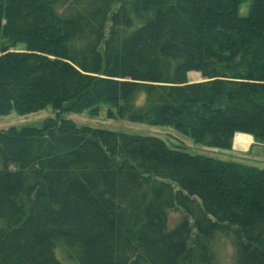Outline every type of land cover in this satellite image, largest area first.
<instances>
[{"label": "trees", "instance_id": "16d2710c", "mask_svg": "<svg viewBox=\"0 0 264 264\" xmlns=\"http://www.w3.org/2000/svg\"><path fill=\"white\" fill-rule=\"evenodd\" d=\"M101 104L264 154V0H0V117ZM225 244L264 264V169L60 115L0 131V264H222Z\"/></svg>", "mask_w": 264, "mask_h": 264}, {"label": "rangeland", "instance_id": "374dc122", "mask_svg": "<svg viewBox=\"0 0 264 264\" xmlns=\"http://www.w3.org/2000/svg\"><path fill=\"white\" fill-rule=\"evenodd\" d=\"M250 7L251 5L248 2L239 5L237 11L238 17L241 19L247 18L249 16ZM202 81L204 80L196 72L186 74L187 83ZM59 115L61 118L71 120L78 127L151 137L158 140L169 150H179L190 155L205 156L224 162H236L264 169L262 144L256 142L251 136V142L246 148L234 146L236 135L232 139V146L229 151L207 148L195 144L190 138L167 126L150 127L118 120L112 116L114 115V110L108 104L98 105L81 114L58 113L50 107L38 113L28 115H19L15 112H11L5 117H0V131H5L11 127L17 129L22 127H39L44 120L56 118ZM183 218L184 214L181 210H169L167 212L168 230L173 229ZM220 260L222 264H234L233 248L229 244H225L221 249Z\"/></svg>", "mask_w": 264, "mask_h": 264}, {"label": "bare ground", "instance_id": "6f19581e", "mask_svg": "<svg viewBox=\"0 0 264 264\" xmlns=\"http://www.w3.org/2000/svg\"><path fill=\"white\" fill-rule=\"evenodd\" d=\"M250 142V136L237 134L234 140V146L245 148Z\"/></svg>", "mask_w": 264, "mask_h": 264}, {"label": "crops", "instance_id": "0c3cea01", "mask_svg": "<svg viewBox=\"0 0 264 264\" xmlns=\"http://www.w3.org/2000/svg\"><path fill=\"white\" fill-rule=\"evenodd\" d=\"M250 138H251V137H250ZM246 147H247V146H246ZM246 147H245V148H246Z\"/></svg>", "mask_w": 264, "mask_h": 264}]
</instances>
